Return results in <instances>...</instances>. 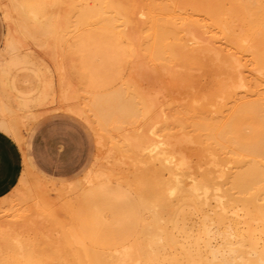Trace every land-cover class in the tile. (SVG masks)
I'll list each match as a JSON object with an SVG mask.
<instances>
[{
  "label": "bare ground",
  "instance_id": "obj_1",
  "mask_svg": "<svg viewBox=\"0 0 264 264\" xmlns=\"http://www.w3.org/2000/svg\"><path fill=\"white\" fill-rule=\"evenodd\" d=\"M0 10V130L21 143L37 119L65 112L96 146L69 182L24 168L0 199V264H264V0H0ZM109 181L140 202L152 190L151 242L109 249L81 235L70 196ZM173 197L167 220L188 239L177 253L158 223Z\"/></svg>",
  "mask_w": 264,
  "mask_h": 264
},
{
  "label": "rangeland",
  "instance_id": "obj_2",
  "mask_svg": "<svg viewBox=\"0 0 264 264\" xmlns=\"http://www.w3.org/2000/svg\"><path fill=\"white\" fill-rule=\"evenodd\" d=\"M13 15L17 17L16 14ZM5 22L6 21L3 18V14L2 12H0V53L2 52L1 51L2 39L7 31V25ZM26 42L27 45L31 44L30 40L28 41L24 40V43ZM31 45L32 46H29L31 48L30 50L28 49V51L32 53L33 59L40 65L41 74L47 80L54 83V81H56V76L49 70V66L47 62L42 58V56H44V54H42L43 52L39 48H38L39 52H37L38 51L36 49L37 47H35L33 44ZM32 50L35 52H33ZM40 51L41 54H39ZM53 116H63V115H61L60 113H55ZM83 128L86 131L89 138L90 150H89L88 158H90V156L95 152L96 146H94L93 144V139L91 134L84 126ZM20 131L22 133L26 132L23 126L20 127ZM94 141H95V137H94ZM14 163L18 164L15 144L10 140L9 137H5L0 133V178L2 176H5L9 172L10 168L14 165ZM81 174L82 173L79 172L76 175L72 174L70 176L60 177L57 179L63 182H67L79 178ZM38 183L42 187H44L43 186L44 183L42 181L41 182L38 181ZM151 195H152V190L147 192L146 200L144 199L143 201L140 202L137 194L136 193L134 194V192L124 184L117 183L115 181H109L103 184L94 183L83 188L77 195L70 196V198L73 201V209L71 216L73 218V221L77 223V225H79L83 233H85L89 243L99 248L120 249L126 243L127 244H129V242L136 243L137 241L141 242L142 239L145 238L146 236H147L146 238H148V240H150L151 242V238L153 237L154 239L155 237L154 233H156V232H152V230L157 231L153 225L154 222L151 219L152 213L154 214L156 211H158V208H156V206L154 207L157 210L153 206H151L152 205ZM150 199L151 202L149 201ZM176 200L177 199L174 197L170 199L169 198L165 199L166 203H165V207L163 208L166 209V211L164 209L162 211L166 213L162 211L160 212V213H164L161 215L164 216L165 218L161 216L162 220H160V222L158 221L159 224L161 223L160 225H163L164 228L166 229L172 230L173 234L176 235V239L180 247L177 246L178 244H176V247L173 249L174 253H177V250H179L180 252L181 250H183V248L188 246L187 236L183 233L178 232V230L173 229L171 227V223L168 222L169 207L167 208V206H172L173 204L174 207H177L179 203ZM144 201H146V203H144ZM189 218L186 220L187 221L186 223L187 225H191V228L193 229L197 224L198 217H196L195 214H192L191 216H189ZM148 219L151 221H149ZM143 225H144L143 228L144 231L142 229ZM142 234L143 235L146 234V235L142 236ZM146 238L143 240L145 242L146 241L148 242ZM144 241L141 243H145ZM179 248H181V250ZM168 251L171 252L170 255L171 254L173 255L171 249H168Z\"/></svg>",
  "mask_w": 264,
  "mask_h": 264
},
{
  "label": "crops",
  "instance_id": "obj_3",
  "mask_svg": "<svg viewBox=\"0 0 264 264\" xmlns=\"http://www.w3.org/2000/svg\"><path fill=\"white\" fill-rule=\"evenodd\" d=\"M4 38L5 34L2 45ZM55 113L63 116H53ZM79 122L91 134L95 146L94 136L89 126L80 118L65 112H52L37 119L30 126L21 143L0 130L3 136L9 137L15 144L18 158V164L14 163L9 172L0 178V199L4 197V200H1L4 206L8 203L5 199L12 195L13 193H10L17 187L24 168L25 170L29 168L36 177L38 176V179L55 182V184L64 183L57 178L76 175L79 172L82 173L81 176L84 174L92 163L95 152L88 158L89 138ZM0 206L3 205L0 204ZM74 224L89 243L79 225L75 222Z\"/></svg>",
  "mask_w": 264,
  "mask_h": 264
}]
</instances>
